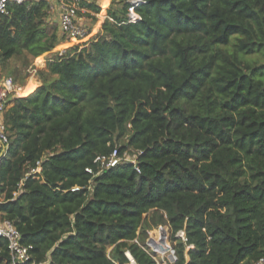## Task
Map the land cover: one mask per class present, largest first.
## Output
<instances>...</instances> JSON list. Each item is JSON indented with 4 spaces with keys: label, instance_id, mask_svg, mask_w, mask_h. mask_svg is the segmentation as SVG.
Here are the masks:
<instances>
[{
    "label": "trees",
    "instance_id": "obj_1",
    "mask_svg": "<svg viewBox=\"0 0 264 264\" xmlns=\"http://www.w3.org/2000/svg\"><path fill=\"white\" fill-rule=\"evenodd\" d=\"M123 1L63 54L51 53L69 39L47 1L0 16V62L50 53L42 84L4 112L0 218L33 246L25 264H131L127 251L157 264L140 243L163 224L176 264H253L264 256V64L247 57L264 54V0H142L136 23ZM127 134L119 148L142 151L140 172L86 170ZM0 264H12L2 236Z\"/></svg>",
    "mask_w": 264,
    "mask_h": 264
},
{
    "label": "built area",
    "instance_id": "obj_2",
    "mask_svg": "<svg viewBox=\"0 0 264 264\" xmlns=\"http://www.w3.org/2000/svg\"><path fill=\"white\" fill-rule=\"evenodd\" d=\"M39 0H0V16L8 14L9 4L12 2L24 3V2H35ZM48 3V12L50 16H54L60 32L67 36L69 40H85L89 38L90 31L88 27L81 21L79 15V6L77 0H45ZM130 5L128 6L127 21L136 23L142 20V16L136 10V7L142 3V0H129ZM110 20L112 17L107 16ZM101 29V28H100ZM98 30V32L100 31ZM97 32V33H98ZM89 39L83 42H87ZM23 89L19 85L13 76H6L0 79V159L7 153L10 137L4 121V112L6 111L8 104L12 98L20 95V91ZM142 151L129 147L125 150H121L119 146H116L111 152L106 154H98L94 162L98 165L99 170L94 171L92 167H87L89 173L94 176L99 175L104 170L115 167L121 163H130L134 168L140 172V155ZM39 172V168L32 169L28 175ZM27 175V176H28ZM24 184V180L19 183L21 189ZM80 187L75 186L73 190H78ZM19 191L15 194L17 195ZM3 199L0 194V201ZM158 235L151 237L147 241L148 248L141 244L140 245L149 252L156 260L157 264H176L178 261V253L175 245L172 244L171 234L167 228L160 227L158 229ZM164 230L166 231V239L162 242ZM0 236L7 240L8 249L11 256L12 264H25L32 259L31 249L32 245H27L22 242V234L14 222L7 218H0ZM177 241H181L186 244L185 257L189 260V251L194 247V244L189 242V238L185 228L178 230L175 234ZM176 243V242H174ZM127 255L130 258L131 264H137L133 256L127 251ZM167 257V258H165ZM32 264H48V261L35 262ZM253 264H264V256L261 257Z\"/></svg>",
    "mask_w": 264,
    "mask_h": 264
},
{
    "label": "rangeland",
    "instance_id": "obj_3",
    "mask_svg": "<svg viewBox=\"0 0 264 264\" xmlns=\"http://www.w3.org/2000/svg\"><path fill=\"white\" fill-rule=\"evenodd\" d=\"M91 2H96L101 6V11L96 15V20L90 16L87 15V12L84 8L79 9V15L81 18V21L88 27L91 28V33L89 38L93 37L97 34L98 30L102 28L103 23L108 18L110 12H120L124 8L125 2L123 0H90ZM78 3V0H77ZM50 22L57 23L54 16L50 17ZM87 39L83 40H65L60 42L52 51V52H60V54L65 53L63 49L69 48L73 45H84L83 41H86ZM68 41V42H66ZM50 56V53H44L39 57L33 58L30 54H24L19 57H14L4 63L0 62V79L6 76H13L16 80V82L23 87V89L20 91V95L18 96H27L34 86L39 81V71L41 69H44L46 67L47 60ZM39 58L43 59V64H41V61ZM247 58H249L252 61H257L258 64H264V54H251ZM128 141V134L118 139V146H121L123 144H126ZM160 227L167 228L170 232V227L167 224H163L160 226H157L151 230H149L148 238L145 242H141V244L145 245L147 248L148 246L147 241L151 237H156L158 235V229ZM171 234V232H170ZM174 245V243L172 242ZM167 258V257H165Z\"/></svg>",
    "mask_w": 264,
    "mask_h": 264
},
{
    "label": "crops",
    "instance_id": "obj_4",
    "mask_svg": "<svg viewBox=\"0 0 264 264\" xmlns=\"http://www.w3.org/2000/svg\"><path fill=\"white\" fill-rule=\"evenodd\" d=\"M69 41V40H68ZM68 41H66V42H68ZM66 49H63V51H65ZM42 84V81L39 79V81H38V83L34 86V88L32 89V91L29 93V94H31L39 85H41Z\"/></svg>",
    "mask_w": 264,
    "mask_h": 264
},
{
    "label": "water",
    "instance_id": "obj_5",
    "mask_svg": "<svg viewBox=\"0 0 264 264\" xmlns=\"http://www.w3.org/2000/svg\"><path fill=\"white\" fill-rule=\"evenodd\" d=\"M166 239V231L164 230L163 237H162V242H164Z\"/></svg>",
    "mask_w": 264,
    "mask_h": 264
},
{
    "label": "bare ground",
    "instance_id": "obj_6",
    "mask_svg": "<svg viewBox=\"0 0 264 264\" xmlns=\"http://www.w3.org/2000/svg\"><path fill=\"white\" fill-rule=\"evenodd\" d=\"M29 95V94H28Z\"/></svg>",
    "mask_w": 264,
    "mask_h": 264
}]
</instances>
